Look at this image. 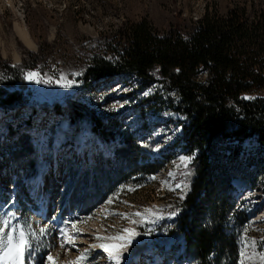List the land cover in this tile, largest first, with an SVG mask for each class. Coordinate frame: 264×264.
<instances>
[{"label": "rangeland", "instance_id": "rangeland-1", "mask_svg": "<svg viewBox=\"0 0 264 264\" xmlns=\"http://www.w3.org/2000/svg\"><path fill=\"white\" fill-rule=\"evenodd\" d=\"M238 4L259 7L264 0H0V105L9 94L19 91L32 98L43 94L53 101L68 97L94 110L107 126L118 117L129 123L121 136L136 129L141 142L149 141L152 134L158 146H165L179 129L171 125L173 115L168 107L159 110L158 103L167 101V96L153 98L157 85L147 86L123 75L84 86L81 77L94 59L110 57L116 31L123 24L148 19L163 32L174 25H189L201 18L207 7L225 13ZM17 23L28 30L35 48L27 47L17 36ZM29 71L53 82L29 81L25 79ZM61 75L75 81L73 86L60 87L55 81ZM200 78L206 79V74ZM257 97L264 98V90L247 96ZM36 107L32 114L29 106L19 110L0 106V215L15 212L19 222L26 218L34 230L47 229V234L35 242L26 264H48L42 259L45 251H51L59 264H66L85 248L89 255L84 264H110L99 244H115L118 241L109 238L133 227L137 232L152 233L155 244L137 236L145 247L134 254L124 252L121 264H197L180 256L185 250L184 239L169 234L176 223L175 215L163 213L167 202L184 191L183 181L176 184L173 180L179 171L188 173L179 159L186 155L179 151L159 170L155 185L137 191L127 185L117 189L115 174L122 161L116 150L121 141L96 137L85 121L79 123L81 132L72 138L76 128L63 115L46 113L39 103ZM244 145L237 159L224 161L228 177L233 178V194L242 201L247 216L241 225L240 251L234 264H241L242 251L252 257L245 259V264H260L253 253H264V165L258 161L255 142ZM105 172L115 178V190L106 184ZM236 180L247 183L243 192L235 188ZM15 191L17 199L13 197ZM48 198L50 206L46 204ZM146 209L160 213L162 218L132 224L139 219L134 214ZM65 233L73 237L71 243L65 241Z\"/></svg>", "mask_w": 264, "mask_h": 264}, {"label": "trees", "instance_id": "trees-1", "mask_svg": "<svg viewBox=\"0 0 264 264\" xmlns=\"http://www.w3.org/2000/svg\"><path fill=\"white\" fill-rule=\"evenodd\" d=\"M110 50V57L93 60L80 81L89 86L126 75L147 86L157 85L153 98L167 96V101L158 103L159 110L168 107L173 115L169 121L179 129L167 145L158 146L152 134L149 141L141 142L136 129L121 136L129 123L118 117L107 126L94 110L68 97L53 101L43 94L32 98L19 91L5 97L0 106L11 110L29 106L33 114L39 103L46 113L61 114L76 128L72 138L85 121L96 137L121 141L116 150L122 161L115 174L117 189L127 185L137 191L155 185L157 172L179 151L191 156L188 173L179 171L172 181H183V193L164 207L163 213H176L169 234L183 237L185 250L180 256L197 264H234L247 216L233 194V178L228 177L224 161L237 159L244 144L254 141L258 161L264 165V98H247L264 90V4H238L225 13L207 7L189 25H174L163 32L148 19L126 23L116 31ZM17 69L21 73V67ZM203 74L206 79L201 80ZM104 175L109 177L107 172ZM108 177L106 184L115 190V178ZM94 178L99 182L98 175ZM249 182L252 187L256 184ZM139 233L141 240L155 244L152 233Z\"/></svg>", "mask_w": 264, "mask_h": 264}, {"label": "snow or ice", "instance_id": "snow-or-ice-1", "mask_svg": "<svg viewBox=\"0 0 264 264\" xmlns=\"http://www.w3.org/2000/svg\"><path fill=\"white\" fill-rule=\"evenodd\" d=\"M25 79L34 81L37 84H50L53 82L51 78L47 80L42 79L39 72L33 71H29L25 75ZM55 82L63 88H70L75 83V81L68 80L63 75H61ZM144 94L148 95L147 92ZM179 159L183 162V166L187 167V163L192 159V157L181 156ZM177 187L180 186L177 185ZM175 214V212L169 213L170 216H174ZM134 215L139 218L138 220L131 221L134 225L138 224L141 220L144 222H154L155 218H162L160 213L154 212L151 209H146L144 213L137 212ZM73 228H76L75 224H73ZM76 230L79 231V229ZM46 234V228L41 227L38 230H34L33 227L27 222L26 218L24 222H19L15 212H5L3 215H0V264H26L27 257L31 256L33 253L35 242L39 239H42ZM144 234L148 235L150 233L146 232ZM139 235L140 233L137 232L134 227L125 228L122 230V234L109 238L117 240V243H101L99 244V247L108 254L110 264H121L123 253L127 251L129 246L132 245L135 238ZM97 239L101 238L97 237ZM65 241L71 243L73 241V237L65 233ZM251 243L254 246L256 242L252 241ZM60 247L63 248V244H61ZM92 247H96V245H92ZM88 255L89 251L87 248H85L75 260L66 262V264H84ZM253 255L258 258L260 264H264V253H253ZM241 258V264H245V259H252L251 256H245L244 251L241 252ZM42 259H45L48 264H59L58 260L54 258L51 251H45Z\"/></svg>", "mask_w": 264, "mask_h": 264}, {"label": "bare ground", "instance_id": "bare-ground-1", "mask_svg": "<svg viewBox=\"0 0 264 264\" xmlns=\"http://www.w3.org/2000/svg\"><path fill=\"white\" fill-rule=\"evenodd\" d=\"M15 31L17 36L20 38V40L22 42H24V44L29 47V48H35V44L33 43V40L31 39V36L28 32V30L24 27V26H20L18 23L15 25ZM15 60L19 61L20 57L19 55H16ZM236 183L240 186L244 185V182H239L238 180L236 181ZM241 183V184H240ZM35 191L39 192L40 188L38 187H34ZM13 197L14 199H17V193L16 191L13 193ZM46 207V206H45ZM44 207V212H46V208ZM144 244L138 240V238L136 237L135 240L133 241L132 245L129 246V248L127 249V251H125L126 253H137L138 251H140L142 248H144Z\"/></svg>", "mask_w": 264, "mask_h": 264}]
</instances>
